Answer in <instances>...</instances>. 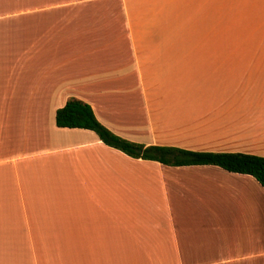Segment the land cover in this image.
Wrapping results in <instances>:
<instances>
[{"label": "crops", "instance_id": "1", "mask_svg": "<svg viewBox=\"0 0 264 264\" xmlns=\"http://www.w3.org/2000/svg\"><path fill=\"white\" fill-rule=\"evenodd\" d=\"M67 1L0 0V264H48L51 241L74 259L264 264L253 176L54 123L79 97L135 143L264 157V0Z\"/></svg>", "mask_w": 264, "mask_h": 264}, {"label": "trees", "instance_id": "2", "mask_svg": "<svg viewBox=\"0 0 264 264\" xmlns=\"http://www.w3.org/2000/svg\"><path fill=\"white\" fill-rule=\"evenodd\" d=\"M54 123L58 128H81L93 131L106 146L135 159L158 162L166 166L214 165L222 169L253 176L264 187V157L226 152H198L172 146L135 143L113 133L95 116L91 106L69 98L57 108Z\"/></svg>", "mask_w": 264, "mask_h": 264}, {"label": "rangeland", "instance_id": "3", "mask_svg": "<svg viewBox=\"0 0 264 264\" xmlns=\"http://www.w3.org/2000/svg\"><path fill=\"white\" fill-rule=\"evenodd\" d=\"M35 1L36 0H33L31 3H35ZM31 3H30V0H26L25 4L23 2L24 8L25 7L26 8L31 7ZM48 3H49L50 9L62 8V7L67 6L69 4L71 6L73 5V3L71 1L68 2L67 0H48ZM16 8H21V7L18 4L16 6ZM84 81L86 82V80H84ZM84 81L80 80V82L77 83V87L86 85V83H83ZM0 94H1V89H0ZM74 97H76V96H74ZM76 98H79V97H76ZM24 100L25 99H23V98L16 99V103H18V105L20 102L23 104ZM5 102H6L5 99H3L0 96V107L4 106ZM50 131H51V129L49 128V132ZM50 138H52V137H50ZM26 152H28V151H26ZM113 158H114V161H118V162L124 161L123 156H121V154H118L116 152H113ZM23 167L25 168V166H23ZM144 168L145 169H153L154 166H145ZM124 260H125L124 258H112V259H106V262H105V259H98V258L92 259V258L84 257V258L74 259L73 257L65 256L64 252H62L60 250V247H59L57 242L51 241L48 243V258H47L48 264H124ZM128 261L131 263H134V259H128Z\"/></svg>", "mask_w": 264, "mask_h": 264}]
</instances>
